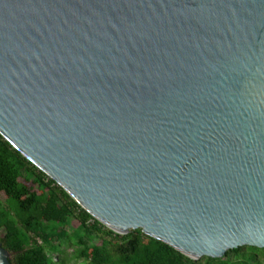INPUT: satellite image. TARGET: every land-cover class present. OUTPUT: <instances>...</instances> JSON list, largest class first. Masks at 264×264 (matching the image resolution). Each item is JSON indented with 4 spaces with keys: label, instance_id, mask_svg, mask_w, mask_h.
Returning <instances> with one entry per match:
<instances>
[{
    "label": "water",
    "instance_id": "water-1",
    "mask_svg": "<svg viewBox=\"0 0 264 264\" xmlns=\"http://www.w3.org/2000/svg\"><path fill=\"white\" fill-rule=\"evenodd\" d=\"M0 136L116 234L264 248V0H0Z\"/></svg>",
    "mask_w": 264,
    "mask_h": 264
},
{
    "label": "trees",
    "instance_id": "trees-1",
    "mask_svg": "<svg viewBox=\"0 0 264 264\" xmlns=\"http://www.w3.org/2000/svg\"><path fill=\"white\" fill-rule=\"evenodd\" d=\"M20 180H29L37 191H30ZM0 194L4 196L0 199V246L7 251L10 264H63V259L48 258L43 242L58 239L53 235L55 229H63V221L70 218L77 223L73 244L77 257L89 264H264V248L239 246L218 258L191 260L139 229L116 234L93 219L1 136Z\"/></svg>",
    "mask_w": 264,
    "mask_h": 264
},
{
    "label": "rangeland",
    "instance_id": "rangeland-1",
    "mask_svg": "<svg viewBox=\"0 0 264 264\" xmlns=\"http://www.w3.org/2000/svg\"><path fill=\"white\" fill-rule=\"evenodd\" d=\"M30 191L35 192L36 187L31 185L29 180H20ZM4 196L0 194V199H3ZM63 229L56 228L53 235H58V239L52 238L51 240L47 239L43 242V248L52 261H57L63 259V264H89L87 259L77 257V252L75 250L74 238L77 236L78 231L75 229L77 223L74 218H70L67 221H63ZM67 237V240L61 237ZM61 240L64 241L61 242ZM98 243V241H93ZM60 244V246H58Z\"/></svg>",
    "mask_w": 264,
    "mask_h": 264
}]
</instances>
